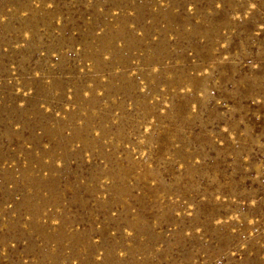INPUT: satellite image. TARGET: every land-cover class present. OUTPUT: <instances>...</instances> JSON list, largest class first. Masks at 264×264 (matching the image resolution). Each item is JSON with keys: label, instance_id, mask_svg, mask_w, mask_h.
<instances>
[{"label": "rangeland", "instance_id": "1", "mask_svg": "<svg viewBox=\"0 0 264 264\" xmlns=\"http://www.w3.org/2000/svg\"><path fill=\"white\" fill-rule=\"evenodd\" d=\"M0 264H264V0H0Z\"/></svg>", "mask_w": 264, "mask_h": 264}]
</instances>
